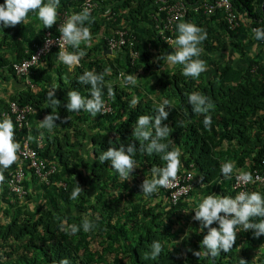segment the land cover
I'll return each mask as SVG.
<instances>
[{"label":"trees","instance_id":"16d2710c","mask_svg":"<svg viewBox=\"0 0 264 264\" xmlns=\"http://www.w3.org/2000/svg\"><path fill=\"white\" fill-rule=\"evenodd\" d=\"M187 1V14L177 25L193 23L207 32L199 57L206 62L207 70L196 79L184 77L182 65L157 61L161 55L174 53L175 47L161 40L152 26L159 17L155 0H104L101 9L108 6L113 18L91 15V22H85L92 34V46L80 45L86 52L81 65L70 70L58 61L56 49L31 69L32 85L18 78L14 63L29 56L34 43H40L46 31L56 30L55 24L44 28L37 13L29 12L25 24L7 28L0 25V121L10 101L33 105L36 111L30 116L31 129L25 126L18 131L12 120L14 138L21 144L31 136V145L39 157L56 167L47 184L28 162L24 182L27 193L23 199L15 196L14 202L8 178L17 162L8 169L0 168L5 176L0 185V264H59L63 258L69 264H240L241 258L247 264H264V235L256 238L252 230L243 231L242 226H238L236 242L229 253L221 252L213 259L196 257L189 251H204L201 241L208 229L200 231V223L193 220L203 198L234 196L233 180L221 175L223 161L217 152L231 153L230 140L234 144L237 139L234 151L250 153L247 172L251 173L261 168L264 158V41L256 40L252 32L253 28L264 29V0H232L239 23L235 28H230L223 11L205 13L193 8L205 0ZM79 5L78 0H60L57 20L64 11L79 10ZM116 24H125L129 35L136 38L135 49L140 56L134 63L127 53L126 58L118 56L116 60L104 53L105 36ZM177 25L175 39L179 35ZM75 51L70 46V52ZM105 69L110 70L105 85L111 83L115 95L109 97L105 87L103 96L112 100L113 111L96 117L83 110L68 112L64 105L70 90L91 97V85L79 84L78 77L84 71L101 73ZM141 69L148 73L143 79L137 77L136 85L122 88L115 80L122 73L136 76ZM64 75L69 76L68 80ZM148 84L153 89H147ZM54 86L55 96L61 101L54 111L61 119L48 132L38 124L53 111L47 93ZM192 92L210 97L214 104L209 112L210 129L205 128L203 115L194 113L187 102V94ZM134 96L139 103L132 108L129 105ZM165 99L172 107L166 106L169 116L162 123L171 128L170 149L181 151L178 173L191 171L196 183L191 194L176 204L164 188L148 197L140 188L145 178L152 179L153 166H165L159 155L149 157L137 152V167L130 180L123 182L110 161L100 163L98 159L109 147H127L129 143L139 147L140 142L132 135L138 117H154L156 106ZM65 117L67 122H62ZM241 162L240 165L245 163ZM78 185L84 191L72 200L71 192ZM252 191L264 196V187L251 184L248 193ZM84 218L97 227L84 232ZM62 221L81 226L80 231L75 235L61 231ZM211 227L219 225L214 222ZM153 240L161 242L163 252L157 260L144 259L143 253L150 250Z\"/></svg>","mask_w":264,"mask_h":264},{"label":"clouds","instance_id":"9594fccd","mask_svg":"<svg viewBox=\"0 0 264 264\" xmlns=\"http://www.w3.org/2000/svg\"><path fill=\"white\" fill-rule=\"evenodd\" d=\"M78 1L80 2L79 10L72 9L62 12V14H64L65 12L69 13L67 14L69 15V17L65 20L62 25L59 26V28H57V25L59 24L62 14L60 15L59 20H57V7L60 4V0H47L46 3L44 2V0H4V3L0 4V25H2L3 27H15L21 23L25 24L27 22L28 13L35 12L37 13L39 20L42 21L44 28L50 29L55 24L56 30L48 31H52L54 35L60 34L61 36L62 42L59 43V47L53 46L48 50L46 49V51L40 56L38 62L32 65L27 73H19L16 69V65H19L22 61L30 59L32 55L37 52V49L41 47L42 44L45 42L47 38L46 33L48 31H46L40 43H34V50L30 52L29 56L25 57L21 61L14 63V71L16 72L19 79H24V84L32 85V80L30 77L31 69L37 66L43 60V58L47 57L56 49H58L59 51L58 61H61L66 64L70 70L81 65L80 61L86 55V52L80 49V45L84 43L86 47L92 46V34L90 32L89 27L84 26L85 22H91V15H100L103 12V9L100 8L98 9L100 10L99 12H94L92 14L90 13V9L88 7H85L82 11H80L81 1ZM155 1L157 3V0ZM193 8L195 9V7ZM104 10H107L108 12L110 8ZM102 16H106L108 17V20H110L113 18V13L110 10L108 13H105ZM159 17L155 18L156 23H154L152 26L156 28L160 34L163 22L160 21L161 19H159ZM116 30L126 31V36L133 37L134 47L132 48H134L135 51H138L137 49H135L136 38L134 36L129 35V31L128 29H126L125 24H116L112 26L110 32L105 36L107 45L104 50H112V53H106V55L113 56L115 53H117L115 57L119 56L126 58L127 53L128 57L131 58L132 62L134 63V61L138 60L140 53L138 51L139 56L133 60L130 50L131 45L129 43H127L120 49H113L109 46L107 38L113 35ZM177 30L179 35L176 37V39L174 37V41L171 44L165 41L162 38V35L160 34V39L170 45H174L175 51L174 53L161 55L156 59L157 61L164 60L169 65H182V75L186 78H199L200 74L207 70L206 62L199 58L202 52V48L200 47V45L203 43V41L207 39V32L203 28L188 22H180L177 25ZM252 32L254 33V37L256 40L264 41V29L253 28ZM70 46L73 49H76L77 51L70 52ZM109 74V69H105L101 73H97L95 70L84 71L83 74L78 77V83L81 85H91V97L85 98L80 94L79 91L70 90L67 93L68 102L66 103V105H64L68 112L79 113L81 110H83L85 112L90 113L93 117H96L98 113L106 114L108 112H104L105 99L110 102L111 110L109 112H112V100L103 96V89L105 87H107V93L109 97L115 95L113 91V85L111 83L105 85V76ZM139 75L140 74L138 73L136 76L131 74L124 76V74L122 73L115 80L117 82H120V87L123 88L127 85H136L137 76L140 77ZM68 77L69 76L64 75L65 80H68ZM56 89L57 87L54 86L47 93V99L53 111L50 114L45 115L44 118L40 120V123L38 124V128L47 129L48 132H52L56 126V121L61 119L60 115L54 111L61 104V101L55 96ZM187 102L192 106V110L194 113L203 115V124L205 128L210 129L212 118L211 115H209V112L214 108V104L211 98L199 92H192L190 94H187ZM138 103V98L134 96L129 106L135 108ZM31 106L33 107L34 111L29 114V126L25 125L28 129H31L32 127L30 122V116L33 115L36 111L34 106ZM166 106L172 107L171 102L167 99H165L161 104L156 106L154 117L150 115H140L138 117L135 123V127L133 128L132 135L135 137L136 140L140 142L139 147H137L135 143H129L127 147H125L123 144H120L119 147H109L106 151L101 152L98 157L100 163L110 161L111 167L116 170V172L119 174L121 182H123L126 180H130V177H132V174L135 168L137 167L136 160L134 159L137 152L143 153L149 157L153 154L159 155L160 158L166 162V164L164 167L153 166L151 169L152 179L145 178L141 183L140 188L145 197L156 193L158 191V188H164L166 191H168L167 189L174 187L175 181L177 180V174L181 165L180 149H170L171 141H169L168 138L171 133V128L167 124L162 123L163 121L167 120L169 116V112L166 111ZM8 109L9 107L6 110ZM6 110H4L3 113ZM12 120L16 124L18 131H21V129L25 127L24 126L22 128H19L14 116L4 117V119L0 121V168L8 169L14 163L17 162L16 166L10 173L8 181L11 175L13 174L14 170L18 168L22 160L19 154V150L23 141L27 139L25 138L21 142V144L16 142L14 138V125ZM67 120L68 118L65 117L63 118L62 122H67ZM37 139L40 143H43V139L41 136H38ZM28 140L31 145V136L28 138ZM165 141L168 142L166 143ZM230 143L232 144L231 148H233L234 144L238 142L234 141L233 144L230 140ZM35 150L37 151V149ZM263 162L264 158L262 159L260 164L261 168H255L252 173L247 171L244 172L241 170L234 172V161L221 163V175L226 179L231 178L233 180L232 189L234 190V196L217 197L214 195H208L207 197L203 198L202 202L199 203L198 207L195 209V215L193 216V220L198 221L200 223V231H203L204 228H207L208 231L207 234L204 235L203 240L201 241V244L204 249L203 252H201L200 250L196 251L189 249V251L193 252L194 256L201 257V255H203L205 257H211L214 259L218 257L221 252L229 253L236 242V233L238 231V226H242L243 231L252 230L253 235L256 238H259L261 235H264V196H262L257 191H252L251 193H248L251 184H254L259 188L264 187V184L260 182H254L253 180V175L256 172L264 174ZM27 163V161L23 162L25 175L22 181V185L24 187L25 193L22 196H19L17 194H14L9 187L11 194L10 198L13 202L15 200V196L17 197V199H23L27 193L24 184L25 179L27 177L25 167ZM34 172L42 181L46 182L47 184H50V177L54 173L53 172L49 174V176L45 179L43 178V176L39 175L35 169ZM236 174H238L236 176V179L238 181L250 183L246 192H240L238 194V192L233 188L234 176ZM4 181L5 176L3 172L0 171V185H3ZM202 181L203 177H201V182ZM193 184L194 185L190 193L182 198H186L191 194L196 184L194 180ZM83 191V188L78 185L71 192L70 199L77 200ZM168 193L170 198V192L168 191ZM257 218L259 219L257 220ZM96 219L99 220V217L97 216ZM214 222L219 225L218 228L211 227ZM81 226L84 232H89L90 230H93L97 227V225L88 218L83 219ZM81 226H78L76 224L68 225L66 221H62L59 224V228L61 231L72 235L78 233L80 231ZM148 247L150 250L143 253V258L157 260L163 252V246L161 242L159 240H153ZM59 264H69V260L67 258H63L59 261ZM240 264H247V262L243 258H241Z\"/></svg>","mask_w":264,"mask_h":264},{"label":"built area","instance_id":"2783aa9c","mask_svg":"<svg viewBox=\"0 0 264 264\" xmlns=\"http://www.w3.org/2000/svg\"><path fill=\"white\" fill-rule=\"evenodd\" d=\"M81 1V10L82 11L85 7L90 9V13L96 12V10L102 7V2L104 0H80ZM159 5V19L163 22L161 27L160 34L162 38L167 41L168 43H172L174 41L173 34L176 32V24L182 18L185 17L188 10V3L186 0H157ZM195 10L200 11L201 9L205 13H214L217 11H223L226 13V20L230 26V28H235L239 25L238 17L234 11V5L232 0H213V2L205 0L204 3L197 2L195 4ZM110 10H108L109 12ZM69 13H64L61 15L59 24L62 25L65 20L69 17L67 15ZM157 18V17H155ZM170 32V34H168ZM127 32L123 30H116L115 33L107 38L108 44L113 49H120L125 46L127 43L131 45V55L133 60L139 56L138 51H135L134 48V38L126 36ZM46 40L42 44L41 47L37 49V52L32 55L30 59L22 61L19 65H16V69L19 73H27L29 68L36 64L40 58V56L49 48L53 46H58L61 41L60 34L54 35L52 31H48L46 33ZM105 102V111L109 112L111 110V104L108 100H104ZM34 111L31 105H23L17 101H11L9 105V109L6 110L3 115L4 117H15V120L19 126V128L28 125V117L29 114ZM19 154L21 156V162L11 175L8 186L10 190L19 196H22L25 193L24 187L22 185V181L24 178V168L23 162H30V165L37 171V173L43 178H47L49 174L53 173L56 169L55 166H48L47 162L43 159H40L38 156L37 151L32 148L28 139H25L20 146ZM264 163V162H263ZM239 174V173H238ZM236 174L234 176V185L233 188L238 192H246L248 185L250 183L238 181L236 179ZM193 180L194 175L191 171L185 173H178L177 180L175 181V186L172 188L167 189L170 192V198L173 203H177L182 197L186 196L190 193L191 189L193 188ZM254 182H260L264 184V174L256 172L253 175ZM237 194V195H238Z\"/></svg>","mask_w":264,"mask_h":264},{"label":"crops","instance_id":"0c3cea01","mask_svg":"<svg viewBox=\"0 0 264 264\" xmlns=\"http://www.w3.org/2000/svg\"><path fill=\"white\" fill-rule=\"evenodd\" d=\"M108 8L109 7L106 6L105 9H108ZM99 11L100 10H96V12H99ZM105 13H108L107 10H103V12L100 15H104ZM2 85H3V83H2ZM235 141L239 142L237 139H235ZM252 142H254V141H252ZM231 150H232L231 153H227V152H224V153L217 152V153L221 156V159H222L223 162L234 161L235 162V167L237 168L236 171H240L241 170V171L246 172L248 170V168H249L248 158L250 156V153L246 152V151L240 153L238 149L234 151V147L231 148ZM242 160H244L245 163L243 165H240L239 163H243V162H241ZM236 171H234V172H236Z\"/></svg>","mask_w":264,"mask_h":264},{"label":"rangeland","instance_id":"374dc122","mask_svg":"<svg viewBox=\"0 0 264 264\" xmlns=\"http://www.w3.org/2000/svg\"><path fill=\"white\" fill-rule=\"evenodd\" d=\"M258 48H260V44L257 46ZM252 53L254 54V51H252ZM113 55V54H112ZM117 55V53H115L113 56H109V58L110 59H112V60H116V56ZM144 73H148L147 71H146V69H141V73H140V78H142L143 79V75H144ZM138 77V76H137ZM147 89H149V87H150V89H153L151 86H149V84L148 85H146L145 86ZM85 152H86V149H84V154H85ZM237 170V168L235 167V170L234 171H236Z\"/></svg>","mask_w":264,"mask_h":264},{"label":"water","instance_id":"95a60500","mask_svg":"<svg viewBox=\"0 0 264 264\" xmlns=\"http://www.w3.org/2000/svg\"><path fill=\"white\" fill-rule=\"evenodd\" d=\"M104 53H112V50L108 49V50H104Z\"/></svg>","mask_w":264,"mask_h":264}]
</instances>
